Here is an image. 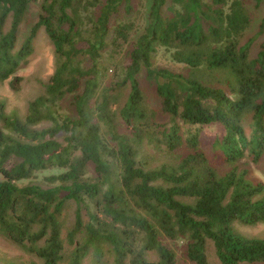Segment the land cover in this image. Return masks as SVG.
Wrapping results in <instances>:
<instances>
[{
    "label": "trees",
    "instance_id": "16d2710c",
    "mask_svg": "<svg viewBox=\"0 0 264 264\" xmlns=\"http://www.w3.org/2000/svg\"><path fill=\"white\" fill-rule=\"evenodd\" d=\"M133 2L0 0V83L20 90L39 29L54 56L23 115L0 100V240L27 257L0 264H209L208 246L264 264V237L238 230L264 225L240 163L264 157V15L247 38V0H150L141 25Z\"/></svg>",
    "mask_w": 264,
    "mask_h": 264
},
{
    "label": "rangeland",
    "instance_id": "374dc122",
    "mask_svg": "<svg viewBox=\"0 0 264 264\" xmlns=\"http://www.w3.org/2000/svg\"><path fill=\"white\" fill-rule=\"evenodd\" d=\"M135 10L140 12V15L136 19L138 24H143L148 8L150 5V0H134L133 2ZM247 6L253 13V25L251 29L247 32V38L253 37L256 33V26L264 15L262 7L259 9H252L253 3L247 0ZM26 21L20 25L19 28V38L21 39L26 35L30 27L37 21L38 17V4L33 2L29 6V11L27 14ZM133 15V13H132ZM129 16H123V18H128ZM8 23L6 24V26ZM260 39H256L252 47V57L255 56L258 50V43ZM52 46L48 41L46 35L42 29L37 31V35L33 41V53L28 58L27 64L24 66L23 70L19 71L18 75L23 78L21 82V87L18 92H12L8 87V80L0 83V100L5 103V112L10 114L16 112L18 115H23L26 111L27 103L34 99L42 90V84L47 82L48 78L51 76L54 70V56L52 52ZM154 65L158 67L170 68L173 70L180 71L181 66L173 65L165 55L159 54L154 59ZM144 83V82H143ZM149 100L151 105L155 106L157 100L153 97L151 88L149 89ZM221 129L216 126H211L204 130L202 133V143L208 144V139L213 135L212 132H220ZM241 167L243 169H248V176L256 182H262L264 184V157L256 164L251 163L248 159H243L240 161ZM73 208L70 206L69 213L71 214ZM69 223L72 218L68 217ZM239 232L248 237H264V225H256L254 227H243L238 226ZM207 260L209 264H219L214 256V252L211 246L207 247ZM4 256L9 259L15 260H26L27 257L12 248L10 245L4 243L0 240V257ZM178 264H193L189 263L183 256L182 250L177 251Z\"/></svg>",
    "mask_w": 264,
    "mask_h": 264
}]
</instances>
